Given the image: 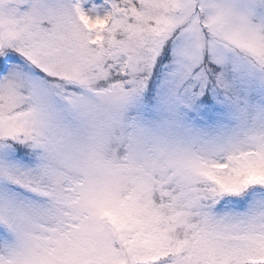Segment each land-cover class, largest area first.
Segmentation results:
<instances>
[{
  "label": "snow or ice",
  "instance_id": "1",
  "mask_svg": "<svg viewBox=\"0 0 264 264\" xmlns=\"http://www.w3.org/2000/svg\"><path fill=\"white\" fill-rule=\"evenodd\" d=\"M0 0V264H264V0Z\"/></svg>",
  "mask_w": 264,
  "mask_h": 264
},
{
  "label": "rangeland",
  "instance_id": "2",
  "mask_svg": "<svg viewBox=\"0 0 264 264\" xmlns=\"http://www.w3.org/2000/svg\"><path fill=\"white\" fill-rule=\"evenodd\" d=\"M93 2H95V3H103V0H88V3H86V4L84 5V7H85V8L90 7V6H91V3H93Z\"/></svg>",
  "mask_w": 264,
  "mask_h": 264
}]
</instances>
